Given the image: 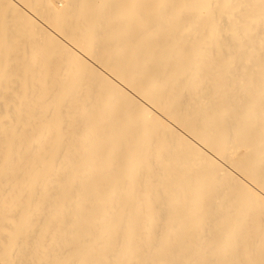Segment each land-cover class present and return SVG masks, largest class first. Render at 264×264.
Masks as SVG:
<instances>
[{"label":"bare ground","instance_id":"6f19581e","mask_svg":"<svg viewBox=\"0 0 264 264\" xmlns=\"http://www.w3.org/2000/svg\"><path fill=\"white\" fill-rule=\"evenodd\" d=\"M0 264H264V0H0Z\"/></svg>","mask_w":264,"mask_h":264}]
</instances>
